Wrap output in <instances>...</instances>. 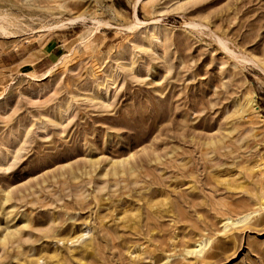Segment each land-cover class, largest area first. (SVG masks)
Returning a JSON list of instances; mask_svg holds the SVG:
<instances>
[{
  "label": "rangeland",
  "instance_id": "obj_1",
  "mask_svg": "<svg viewBox=\"0 0 264 264\" xmlns=\"http://www.w3.org/2000/svg\"><path fill=\"white\" fill-rule=\"evenodd\" d=\"M0 264H264V0H0Z\"/></svg>",
  "mask_w": 264,
  "mask_h": 264
},
{
  "label": "bare ground",
  "instance_id": "obj_2",
  "mask_svg": "<svg viewBox=\"0 0 264 264\" xmlns=\"http://www.w3.org/2000/svg\"><path fill=\"white\" fill-rule=\"evenodd\" d=\"M246 218H248V216Z\"/></svg>",
  "mask_w": 264,
  "mask_h": 264
}]
</instances>
